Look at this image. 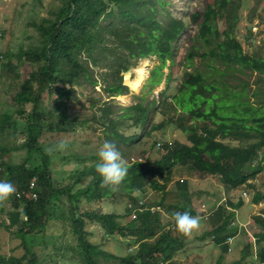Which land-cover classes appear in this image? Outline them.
<instances>
[{
    "label": "trees",
    "instance_id": "obj_1",
    "mask_svg": "<svg viewBox=\"0 0 264 264\" xmlns=\"http://www.w3.org/2000/svg\"><path fill=\"white\" fill-rule=\"evenodd\" d=\"M239 7L240 0H206L201 12L189 14L196 24L192 44L183 57L189 69L181 73L182 80L172 94L166 93L171 74L162 70L167 61V67L175 63V46L184 21L168 11L167 0H63L52 16L32 23L39 35L35 45L2 54L16 62H27L32 68L14 94L16 106L12 112L0 114V132H13L18 120L23 122L19 130L22 137L12 148L25 150L22 160L13 162L9 157L12 149L0 142V179L10 180L15 186L7 198L12 209L6 215L0 203V228L19 239L18 246L22 248L20 254L0 252V264H47L48 259L41 261L33 246L50 221L65 220L74 240L63 247L72 251L67 258L75 264H178L172 256L181 239L169 228H162L157 211L137 208L136 192H144L147 187L157 192L164 190L175 165H185L203 175H218L230 188L247 186L254 190L251 179L262 171L260 162L264 156V53H246L238 41L235 27ZM147 55L157 60L148 82L157 83L164 74L160 99L142 96L135 103L113 109V96L127 91L122 74L139 57ZM249 73L256 74L257 83L250 93L249 81L243 77ZM86 84L93 92L94 86L100 85L99 98L86 95L80 107L89 113L69 115L74 86ZM251 96L255 99L250 100ZM46 97L51 101L49 107L45 105ZM156 114L161 119L153 122ZM171 123L185 134L186 143L177 139L164 141L158 158L131 159L132 145L146 136L153 137L154 146V132ZM77 126L81 129L79 139L86 126L91 132L98 129L99 134H91L85 144L92 138L98 146L109 140L125 157L128 169L118 185H100L95 171L97 153L84 148L70 154L76 166L62 179L66 182L53 177L50 141L71 144ZM132 128H136L134 133ZM47 139L49 142L43 145ZM227 140L248 143L231 144ZM115 196H126L135 202L133 207L127 206L126 213H135L133 226L117 221V214L81 208V200L90 204ZM63 197L67 198L66 207ZM262 199L264 191L255 189L251 201ZM242 203L229 202L230 209L220 205L216 211L220 222L209 234L216 235L213 241L222 246L220 264L228 248L227 237L236 234L235 226L228 227V222ZM176 210L196 214L181 204L172 211ZM86 220L98 223L108 237L127 238L129 247L136 245L134 252L119 256L105 253L98 243L88 239L91 231L85 230ZM173 221L171 218L170 224ZM256 222L261 230L255 241L260 242L264 240V215ZM247 246L250 249L249 242ZM59 254L64 257L63 252ZM254 260L264 263V245Z\"/></svg>",
    "mask_w": 264,
    "mask_h": 264
},
{
    "label": "rangeland",
    "instance_id": "obj_2",
    "mask_svg": "<svg viewBox=\"0 0 264 264\" xmlns=\"http://www.w3.org/2000/svg\"><path fill=\"white\" fill-rule=\"evenodd\" d=\"M63 0H0V114L2 112L11 113L16 103L14 94L19 88V84L27 72L32 68L27 62H16V59L4 57L2 54L5 51L17 52L20 49H25L27 46L35 45L38 42V32L32 24L37 23L41 17H50L52 12L61 5ZM206 0H167L168 11L177 17H181L184 21L183 31L180 33L176 42V58L175 63L170 67L169 61L166 62L163 68V73L170 72L171 78L168 82L166 90L167 94H172L176 86L182 80L181 73L185 69L183 57L186 50L192 44V37L196 33V24L193 23L189 14L193 11L201 12L205 7ZM162 12V10H161ZM220 22L219 26L222 27ZM235 34L242 45L244 52L256 53L263 55L264 53V0H240L238 9V22L235 27ZM157 63L154 55L141 56L130 69L122 74V83L127 86V91L124 94L113 96L112 108L116 110L117 106H125L139 101V97L144 96L145 99H160V91L164 88V74L162 73L160 80L157 83H150L147 80L150 70ZM13 64V67H12ZM33 66V65H32ZM143 66V79L136 89L131 88L125 81L128 78L136 77L137 67ZM194 66L201 65L195 63ZM34 67V66H33ZM263 81L264 82V75ZM249 81L248 92L250 93L256 86L255 73L243 75ZM235 81V80H234ZM67 86V85H66ZM259 89H262L261 86ZM100 85L94 86V92L89 84L84 86L75 85L74 93L71 97L69 105V115L72 113H89L80 107V103L88 94L94 97L100 96ZM264 95V93H262ZM104 95V94H103ZM50 98V97H49ZM106 96L104 97V99ZM255 96H251L250 100H254ZM45 105L48 107L51 101L46 97ZM43 104V106L45 107ZM161 116L155 115L153 122L160 121ZM22 121L18 120L17 128L13 132H0V142L5 143L7 147L12 149L9 153L10 160L13 162L21 161L24 157L25 150L13 149V145L17 144L22 137L19 130L23 127ZM124 123V122H123ZM79 126L75 129V139L71 144H65L55 141H50L48 149L51 154L50 169L53 172V177L59 180L64 179L72 172L76 166L75 159L70 158V154L74 149L82 148L87 152L89 149L92 153H97L99 146L96 144V139L92 138L89 144H85L88 137L92 134H99L98 129L90 131V127L84 128V136L78 138L80 132ZM136 128H132V132ZM122 131L126 132V128ZM157 140L155 145H152L153 137L143 136L138 144L132 145L129 150L130 157L156 159L159 157L162 149L161 144L164 141H173L177 139L181 142H187L185 134L177 129L176 124H168L160 132H154ZM56 140V139H53ZM229 140H227L228 142ZM49 140H43V145H46ZM159 143V144H158ZM231 144L246 145L248 141L230 140ZM54 148V150H51ZM125 159V157H123ZM262 171L258 172L251 179L255 189L264 191V156L261 158ZM184 180V181H183ZM66 182L67 180H62ZM183 186L181 189L180 186ZM253 189L247 186L230 188L224 184L218 175H203L195 170L190 169L185 165H175L172 169L171 180L165 185L164 190L154 191L151 188H146L144 192H136V202L141 201L140 210L149 208L151 211H157L159 223L162 228L166 227L171 230L172 235L181 239V243L177 245L172 259L178 264H220L218 255L222 248L221 244H216L213 239L216 235L209 234V231L216 225L219 218L216 217V211L220 205L226 209H230L229 202H237L242 200V204L234 209L232 220L228 222L229 226H235L236 234L227 237V250L221 259L222 264H259L254 260L260 246L264 245V240L256 242V235L261 230V227L256 222V218L264 215V199L260 202L253 203L251 201L254 192ZM243 192L246 195H243ZM65 202L63 205L68 206L67 198L63 197ZM157 201V202H156ZM160 202L161 204H159ZM4 206V213L12 209L10 201L7 199L0 200ZM135 202L129 200L126 196H115L110 199L95 200L92 203L83 202L81 200V208H92L97 212L114 213L119 215L117 221L128 226L134 225V218L131 211L128 213L127 206L133 207ZM158 203V204H156ZM176 204H181L196 211V216L200 217L199 226L187 234H183L172 227L170 219ZM172 207V208H171ZM179 212V210H176ZM167 225V226H166ZM165 228V229H166ZM67 234H62L63 230H67ZM175 229V230H174ZM85 230L91 231L87 237L90 241L98 243L105 253L113 255H125L133 253L136 245L127 244V238L118 235L106 236L98 223L92 224L86 220ZM60 233L62 238H60ZM74 237L69 236L68 222L65 221H50L46 225L45 232L38 234L36 244L33 246L41 261L48 259L47 264H75L74 261L68 259V255L72 253L66 247L68 244H73ZM60 241L64 244L60 246ZM19 239L12 234L0 228V252L5 254H20L22 248L18 246ZM249 242L250 249L246 244ZM64 253V257L59 253ZM255 262V263H253ZM261 264V263H260Z\"/></svg>",
    "mask_w": 264,
    "mask_h": 264
},
{
    "label": "clouds",
    "instance_id": "obj_3",
    "mask_svg": "<svg viewBox=\"0 0 264 264\" xmlns=\"http://www.w3.org/2000/svg\"><path fill=\"white\" fill-rule=\"evenodd\" d=\"M127 169L128 165L115 143L104 140L97 150V163L95 164V171L100 177V185L102 187L118 185L125 177ZM14 191L15 186L10 180L0 179V200L7 199ZM172 217L176 229L184 234L197 228L200 223V217L191 215L188 211L173 212Z\"/></svg>",
    "mask_w": 264,
    "mask_h": 264
},
{
    "label": "bare ground",
    "instance_id": "obj_4",
    "mask_svg": "<svg viewBox=\"0 0 264 264\" xmlns=\"http://www.w3.org/2000/svg\"><path fill=\"white\" fill-rule=\"evenodd\" d=\"M143 74H144V71H143V66H140V67H137L136 69V77L131 79V78H128L126 79V83L133 89H136L139 84L141 83L142 79H143Z\"/></svg>",
    "mask_w": 264,
    "mask_h": 264
},
{
    "label": "built area",
    "instance_id": "obj_5",
    "mask_svg": "<svg viewBox=\"0 0 264 264\" xmlns=\"http://www.w3.org/2000/svg\"><path fill=\"white\" fill-rule=\"evenodd\" d=\"M131 159H133V157ZM243 195H246V193L243 192ZM140 205H141V201H138L137 204H136L137 208H140ZM133 206H134V204H133ZM132 214H133V216H135V213L134 212ZM173 226H174V221L172 222V227ZM261 264H264V263H261Z\"/></svg>",
    "mask_w": 264,
    "mask_h": 264
}]
</instances>
